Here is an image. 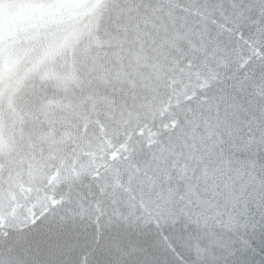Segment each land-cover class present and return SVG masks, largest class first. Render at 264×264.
I'll use <instances>...</instances> for the list:
<instances>
[{
	"label": "water",
	"instance_id": "95a60500",
	"mask_svg": "<svg viewBox=\"0 0 264 264\" xmlns=\"http://www.w3.org/2000/svg\"><path fill=\"white\" fill-rule=\"evenodd\" d=\"M0 264H264V0H0Z\"/></svg>",
	"mask_w": 264,
	"mask_h": 264
}]
</instances>
